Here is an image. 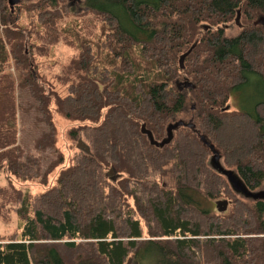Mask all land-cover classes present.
<instances>
[{"label":"trees","instance_id":"16d2710c","mask_svg":"<svg viewBox=\"0 0 264 264\" xmlns=\"http://www.w3.org/2000/svg\"><path fill=\"white\" fill-rule=\"evenodd\" d=\"M6 4L0 0L3 39L23 69L32 57L20 52L24 33L16 24L22 15L37 27L34 35L42 28L59 32L65 45L88 36L63 73L65 95H54L53 104L61 119L84 124L68 136L89 151L77 148L72 159L59 154L43 170L38 157L21 158L19 149H7L14 138L3 127L8 116L0 118V166L15 192L20 226L17 239L0 240V264H264V201L247 205L234 199L229 212L214 210L211 201L227 200L220 198L233 190L210 167V151L199 138L209 139L224 168L248 190L260 189L264 28L253 20L264 16V0H83L84 13L96 21L87 30L74 20L64 23V0H40L23 9L19 4L13 12ZM238 13L240 25L234 24L240 31L227 36ZM96 26L97 37L91 31ZM51 37L47 33L42 45L50 47ZM100 38L97 61L84 48ZM0 50L5 51L1 37ZM176 75L182 82L172 83ZM185 79L192 88L183 87ZM29 80L23 85L48 130L36 150L54 153L50 97L33 76ZM231 99L239 110H229ZM180 122L162 147L141 131L145 125L161 142L168 127ZM111 168L115 182L107 175ZM166 176L172 187L164 185ZM17 183L45 190L22 198Z\"/></svg>","mask_w":264,"mask_h":264},{"label":"rangeland","instance_id":"374dc122","mask_svg":"<svg viewBox=\"0 0 264 264\" xmlns=\"http://www.w3.org/2000/svg\"><path fill=\"white\" fill-rule=\"evenodd\" d=\"M39 1L40 0H23L20 3L22 6L21 9L38 3ZM6 5L9 9L8 4ZM64 5L65 8L62 11L63 20H65L64 23L67 20H74L76 21L75 24L77 27L83 24L86 30L89 29L87 28L89 23L96 24V21H94V18L91 15L84 13L83 0H81L79 4H75L72 7H69V2L64 0ZM28 19L29 18H25L22 15V19L16 24V26L20 27L18 29H21V31L24 33V39H20V52H24L25 55H31L32 57L30 66H25L24 69L22 66L15 63L11 55V48L7 43L4 42L2 27H0V37L2 38L5 46L4 52L0 50L2 52V55H0V118H2L4 115L8 116V123L6 125L3 124V127L4 129L8 130L14 138L15 144L8 147L7 149H19L21 158H25L27 155L38 157L41 160L42 169L45 170L50 162L57 159L59 154H62L64 157H66V159H72L77 152L78 140L71 139L68 136V132L69 129L84 124L68 122L64 119H61L55 113L53 99L54 95H65L68 85L66 86L65 83H60L64 79L63 73L65 72L68 65L71 64L73 57L79 51L78 46L81 43L80 41H83L85 38L88 39V36H83L82 33L79 36L80 38L78 42H76L75 39L72 46L65 45V35L59 32H44V29L42 28L39 34L34 35L33 33L37 27L30 26L28 24ZM255 19L256 17L254 20ZM234 23L235 22L233 21V23L229 24V28L225 33L227 36L231 37L239 33L240 29ZM22 26L25 27L23 28ZM96 28L97 26L94 28V30H91V28L90 30L93 31V35L97 37L100 30ZM47 33L52 35L50 41L53 43L50 44L51 46L48 48L42 45V42L45 41L44 36ZM57 38L60 39L55 42V39ZM101 39L104 41L103 38H100V42L98 44H96V40L91 42L90 40H84L85 42H90L93 44L90 46L86 45L84 50L86 48H90L91 54L94 55L96 53V56H94L95 59L97 57L98 46H100L102 43ZM40 54H44L45 56H40ZM1 56H3V59ZM98 57H100V55ZM99 59L100 58L96 60L99 61ZM30 75L34 78L33 82L38 83L40 90H42L45 95L49 96V100H51L48 105V109L51 111V120L57 132V151L54 153L53 150H50V148H46V150L43 152L36 150L37 142L47 135L48 130L44 124L39 121L42 116L37 111L38 105L30 97L31 93L29 92L27 86L23 85L25 81L29 84L31 83L29 80ZM177 80L182 82L181 76L176 75L172 83H176ZM100 88H102V86ZM239 106L240 103L235 99H231L228 102L230 111L239 110ZM189 115L191 114H185V116ZM177 118L179 117H173L171 120H177ZM80 137L82 140H85L83 133L80 134ZM3 150L4 149L0 148L1 152ZM220 163L224 166L223 161ZM52 178H54V175L50 177V179ZM162 179L165 186H173V181L170 177L166 176ZM15 188L20 191L19 193L21 194L22 198L25 195H37L45 190V187L38 185L37 183H17L15 184ZM259 190H264V183ZM15 197V192L8 184L5 172L0 166V240H9L13 236L17 239L20 226L14 211L18 207ZM220 199L232 201L229 208L226 210L227 212L231 210L234 199L247 205H251V203H253L252 201L236 194L234 191H231L229 196L224 195V197H221ZM217 200L218 199H214L211 201V207L214 210L215 202ZM128 202H130L131 205L133 204L131 199H129Z\"/></svg>","mask_w":264,"mask_h":264},{"label":"water","instance_id":"95a60500","mask_svg":"<svg viewBox=\"0 0 264 264\" xmlns=\"http://www.w3.org/2000/svg\"><path fill=\"white\" fill-rule=\"evenodd\" d=\"M22 1L23 0H7V4L10 8V11L13 12L14 7L19 5ZM67 1L69 2V6H74L75 4L80 3V0H67ZM239 20H240V14L238 13L237 17L235 19V23L238 26L240 25ZM253 25L264 27V16H262V15L256 16V19L253 21ZM204 29H206L205 26H204ZM189 52H190V50L188 51V53ZM185 56L186 55H184L179 61L180 69L184 68L183 60H184ZM182 84H183L184 88H192L193 87L192 83H190L187 79H185ZM179 124H181V122L176 123L175 125H170L167 129V138L161 142H156L153 140L151 133L145 129V125L141 126V131H142V133L147 135L151 144H154L158 147H162L164 144H166L171 139V129L176 128ZM199 138H200L201 143L205 147H207L211 153V157L209 159L210 167L215 172L222 175L226 179L229 186L231 187V189L236 194L242 196L245 199H249V200H253V201H256V200H263L264 201V190H257V191L248 190L247 187L243 184L240 177L233 170L224 168V166L220 163L221 162V156L219 155L217 150L214 148V146L206 140V137L203 135H200ZM77 148L80 150H83L85 152L89 151L88 146H86V144L83 143L81 140H78ZM107 175L114 182L118 178V175L113 168L109 169V171L107 172ZM228 205H229V202L227 200H219V201L215 202V207L219 212L226 211Z\"/></svg>","mask_w":264,"mask_h":264},{"label":"flooded vegetation","instance_id":"af4514ba","mask_svg":"<svg viewBox=\"0 0 264 264\" xmlns=\"http://www.w3.org/2000/svg\"><path fill=\"white\" fill-rule=\"evenodd\" d=\"M206 140H207L208 142H210L208 138H206ZM210 157H211V153H210Z\"/></svg>","mask_w":264,"mask_h":264}]
</instances>
